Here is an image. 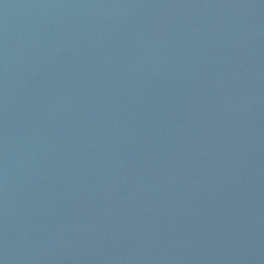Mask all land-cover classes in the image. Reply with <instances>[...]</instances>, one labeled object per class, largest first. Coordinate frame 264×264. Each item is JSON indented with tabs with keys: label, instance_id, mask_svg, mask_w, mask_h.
<instances>
[{
	"label": "water",
	"instance_id": "1",
	"mask_svg": "<svg viewBox=\"0 0 264 264\" xmlns=\"http://www.w3.org/2000/svg\"><path fill=\"white\" fill-rule=\"evenodd\" d=\"M0 264H264V0H0Z\"/></svg>",
	"mask_w": 264,
	"mask_h": 264
}]
</instances>
